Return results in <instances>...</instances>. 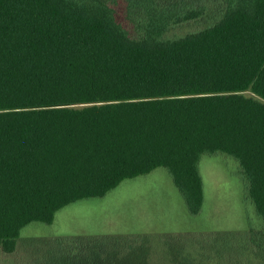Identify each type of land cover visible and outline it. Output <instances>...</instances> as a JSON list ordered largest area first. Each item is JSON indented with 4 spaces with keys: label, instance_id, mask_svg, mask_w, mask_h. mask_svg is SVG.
Here are the masks:
<instances>
[{
    "label": "trees",
    "instance_id": "obj_1",
    "mask_svg": "<svg viewBox=\"0 0 264 264\" xmlns=\"http://www.w3.org/2000/svg\"><path fill=\"white\" fill-rule=\"evenodd\" d=\"M217 154L264 222V0H0L3 253L160 168L197 216L200 161ZM249 240L264 254V230Z\"/></svg>",
    "mask_w": 264,
    "mask_h": 264
},
{
    "label": "rangeland",
    "instance_id": "obj_2",
    "mask_svg": "<svg viewBox=\"0 0 264 264\" xmlns=\"http://www.w3.org/2000/svg\"><path fill=\"white\" fill-rule=\"evenodd\" d=\"M209 23L207 16L171 36ZM200 173L204 203L197 216L160 168L123 181L103 198L64 207L50 225L26 226L15 253L0 249V264H264L249 240L264 222L246 199L238 161L203 155Z\"/></svg>",
    "mask_w": 264,
    "mask_h": 264
}]
</instances>
